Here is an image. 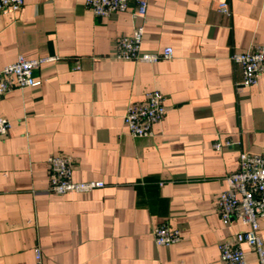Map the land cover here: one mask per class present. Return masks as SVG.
Instances as JSON below:
<instances>
[{
  "label": "crops",
  "instance_id": "0c3cea01",
  "mask_svg": "<svg viewBox=\"0 0 264 264\" xmlns=\"http://www.w3.org/2000/svg\"><path fill=\"white\" fill-rule=\"evenodd\" d=\"M137 1L109 17L85 0L0 11V69L20 55L57 58L35 69L36 87L0 96V117L12 125L0 137V264H36L38 246L44 264H224L219 244L248 229L225 223L218 200L241 153L264 155V75L241 87L232 60L264 44V0H146L145 20L133 16ZM142 24V51L172 47L171 60L114 58L119 39ZM153 90L165 96L166 116L153 137L133 138L128 106ZM51 156L73 159L75 182L106 186L50 193ZM162 225L182 240L157 246ZM242 249L247 264H260Z\"/></svg>",
  "mask_w": 264,
  "mask_h": 264
},
{
  "label": "built area",
  "instance_id": "2783aa9c",
  "mask_svg": "<svg viewBox=\"0 0 264 264\" xmlns=\"http://www.w3.org/2000/svg\"><path fill=\"white\" fill-rule=\"evenodd\" d=\"M131 0H85V5L98 17H109L114 13L127 12ZM24 5V0H0V11L16 13ZM224 14H230L229 4L224 2L219 7ZM148 2L137 1L134 17L146 19ZM144 24L134 27L130 36L122 37L116 44L114 58L123 61H136L154 64L161 60L173 58V48L167 47L163 53H144L142 43ZM57 58L27 59L20 55L17 61L0 69V96L13 89H26L40 84L34 71L41 65ZM234 63L240 66L243 79L241 87L258 84L264 75V44H257L244 53L232 56ZM165 96L158 90L146 94L141 103H131L124 116V125L133 138H150L154 136L153 127L162 123L167 108ZM11 121L0 117V137H6L11 131ZM233 143L227 141L225 146ZM220 151L224 147L215 144ZM49 167L50 186L48 191L56 195L68 193H88L106 186L103 181L75 182L73 180L74 162L69 156H51L47 160ZM227 188L221 192L218 200L219 211L225 223L232 219L238 220L248 229L235 235L233 242L219 244L221 261L224 264H247V254L242 249L246 245L264 264V241L260 236V219L264 218V155L241 153L239 170L226 178ZM157 246L170 247L182 240L181 231L162 225L154 229ZM36 264L43 263V254L38 246L34 249Z\"/></svg>",
  "mask_w": 264,
  "mask_h": 264
}]
</instances>
